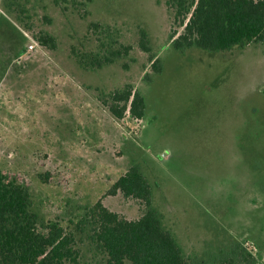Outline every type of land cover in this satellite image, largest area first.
<instances>
[{
    "label": "rangeland",
    "instance_id": "374dc122",
    "mask_svg": "<svg viewBox=\"0 0 264 264\" xmlns=\"http://www.w3.org/2000/svg\"><path fill=\"white\" fill-rule=\"evenodd\" d=\"M27 8L32 30L0 8V169L26 176L41 224L74 227L100 199L138 219L140 200L108 194L137 165L188 257L264 264V42L223 53L177 50L167 0H96L86 17L54 0ZM97 20L118 24L133 48L84 70L70 48ZM41 29L57 38L55 49L28 48ZM141 29L149 52L139 45ZM127 84L146 99L142 119L119 120L99 99ZM78 234V264H108Z\"/></svg>",
    "mask_w": 264,
    "mask_h": 264
},
{
    "label": "trees",
    "instance_id": "16d2710c",
    "mask_svg": "<svg viewBox=\"0 0 264 264\" xmlns=\"http://www.w3.org/2000/svg\"><path fill=\"white\" fill-rule=\"evenodd\" d=\"M30 0H0V8L22 26L28 22ZM96 0H54L64 11L75 9L86 17ZM173 16L171 44L177 50L198 47L210 52H228L264 42V0H167ZM39 45L55 49L57 38L48 30L34 34ZM80 45H72L71 55L80 68L95 71L131 54L132 45L115 23L97 20L89 24ZM139 45L149 52V35L139 32ZM155 55H151L154 58ZM152 68L161 71L159 60ZM100 101L119 120L127 113L137 119L146 115V99L134 85L109 93ZM121 192L140 200L144 207L138 219L109 209L102 199L85 207L83 215L71 225L59 221L41 224L33 208L26 176L0 169V264H78L81 256L78 233L85 235L97 252L107 256L108 264H204L188 257L175 234L168 229L154 206V187L142 169L131 166L108 194ZM253 255L251 252L245 255ZM252 263V262H250Z\"/></svg>",
    "mask_w": 264,
    "mask_h": 264
},
{
    "label": "built area",
    "instance_id": "2783aa9c",
    "mask_svg": "<svg viewBox=\"0 0 264 264\" xmlns=\"http://www.w3.org/2000/svg\"><path fill=\"white\" fill-rule=\"evenodd\" d=\"M38 45L37 41L36 40H32L29 44H28V48L30 50H33L36 48V46Z\"/></svg>",
    "mask_w": 264,
    "mask_h": 264
}]
</instances>
